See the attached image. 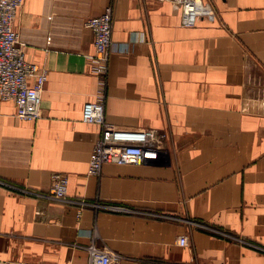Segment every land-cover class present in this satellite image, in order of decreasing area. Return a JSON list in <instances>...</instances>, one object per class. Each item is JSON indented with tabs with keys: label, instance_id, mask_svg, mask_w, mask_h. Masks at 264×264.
Listing matches in <instances>:
<instances>
[{
	"label": "crops",
	"instance_id": "crops-1",
	"mask_svg": "<svg viewBox=\"0 0 264 264\" xmlns=\"http://www.w3.org/2000/svg\"><path fill=\"white\" fill-rule=\"evenodd\" d=\"M205 1L213 17L190 26L172 0L23 1L13 25L47 74L36 119L0 97V264H86L89 243L121 264H264V0ZM108 3L105 119L153 130L162 149L91 175L85 20ZM55 171L72 200L51 195Z\"/></svg>",
	"mask_w": 264,
	"mask_h": 264
},
{
	"label": "built area",
	"instance_id": "built-area-1",
	"mask_svg": "<svg viewBox=\"0 0 264 264\" xmlns=\"http://www.w3.org/2000/svg\"><path fill=\"white\" fill-rule=\"evenodd\" d=\"M24 0H0V97L13 99L16 104V116L36 119L41 116V95L47 70L25 58L23 41L19 39L18 30L13 21L18 8ZM181 7L183 24L191 25L200 15L212 18L214 10L205 0H172ZM93 32L92 53L88 56L91 70L97 77L94 98L85 101L82 120L99 125L89 157L87 173L98 175L107 162L140 163L149 157H156L162 144L154 131L147 128L118 127L105 119V95L109 68L110 46L112 42V4L105 5L97 14L85 20ZM34 77L29 84L28 77ZM163 133L158 134L161 136ZM68 178L66 174L55 171L51 174V195L68 199ZM72 200V199H68ZM81 204L86 200H75ZM180 244L187 242V235L180 234ZM88 261L86 264H121V255L106 246L94 243L86 245ZM20 264H72L54 261H21Z\"/></svg>",
	"mask_w": 264,
	"mask_h": 264
},
{
	"label": "bare ground",
	"instance_id": "bare-ground-1",
	"mask_svg": "<svg viewBox=\"0 0 264 264\" xmlns=\"http://www.w3.org/2000/svg\"><path fill=\"white\" fill-rule=\"evenodd\" d=\"M190 26V25H189Z\"/></svg>",
	"mask_w": 264,
	"mask_h": 264
}]
</instances>
